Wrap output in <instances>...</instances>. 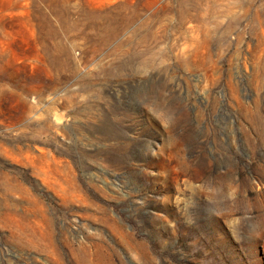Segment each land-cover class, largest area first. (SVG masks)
Returning <instances> with one entry per match:
<instances>
[{
  "label": "rangeland",
  "instance_id": "rangeland-1",
  "mask_svg": "<svg viewBox=\"0 0 264 264\" xmlns=\"http://www.w3.org/2000/svg\"><path fill=\"white\" fill-rule=\"evenodd\" d=\"M0 264H264V0H0Z\"/></svg>",
  "mask_w": 264,
  "mask_h": 264
}]
</instances>
